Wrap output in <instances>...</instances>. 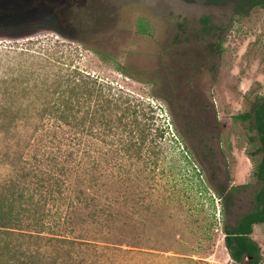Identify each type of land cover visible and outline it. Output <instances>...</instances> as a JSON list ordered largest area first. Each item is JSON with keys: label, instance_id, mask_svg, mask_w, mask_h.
Returning a JSON list of instances; mask_svg holds the SVG:
<instances>
[{"label": "trees", "instance_id": "trees-1", "mask_svg": "<svg viewBox=\"0 0 264 264\" xmlns=\"http://www.w3.org/2000/svg\"><path fill=\"white\" fill-rule=\"evenodd\" d=\"M239 3L264 8L262 0ZM200 22L208 32L209 16ZM48 51L39 41L0 50V235L42 240L60 261L177 260L206 250L209 229L194 246L177 248V134L165 138L168 126L149 104ZM240 118L254 129L258 190L253 210L234 224L223 214V244L233 264H262L251 235L264 224V96ZM192 178L205 196L201 171ZM244 188L218 185L215 198L232 204Z\"/></svg>", "mask_w": 264, "mask_h": 264}, {"label": "rangeland", "instance_id": "rangeland-1", "mask_svg": "<svg viewBox=\"0 0 264 264\" xmlns=\"http://www.w3.org/2000/svg\"><path fill=\"white\" fill-rule=\"evenodd\" d=\"M28 41L153 107L168 126L165 138L177 134V248L194 246L204 229L212 239L203 252L177 260L135 254L89 262L75 255L60 261L42 240L0 235V264H233L222 222L223 214L232 225L252 211L258 190L250 159L255 133L252 121L240 117L264 96V8L239 0H0V50ZM195 169L205 196L196 193ZM218 185L245 188L230 204L215 198ZM251 238L264 264V224L253 227Z\"/></svg>", "mask_w": 264, "mask_h": 264}]
</instances>
